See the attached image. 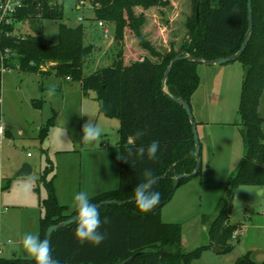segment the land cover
Listing matches in <instances>:
<instances>
[{
  "label": "trees",
  "instance_id": "trees-1",
  "mask_svg": "<svg viewBox=\"0 0 264 264\" xmlns=\"http://www.w3.org/2000/svg\"><path fill=\"white\" fill-rule=\"evenodd\" d=\"M37 1L42 2L39 8ZM82 1L89 3L98 20L115 23V37L122 41V48L112 63L84 75V63L92 51V46L84 42L85 28L82 24L71 26L62 21L56 44L47 43L41 35L5 39L16 53L11 65L48 75L53 69H44L41 65L55 61L54 73L79 81L85 94L95 91L100 112L119 119V186L90 197L92 203L134 197V188L144 180L145 168L153 170V178L165 176L152 185L161 196L152 211L139 212L134 201L102 205L98 207L101 219L107 217L109 221L101 227L107 235L106 240L99 246L80 244L74 237L76 223L73 222L53 232L52 255L61 264H124L135 253L137 256L129 264H258L250 255L240 257L235 263L198 262L196 259L206 246L185 251L182 224L166 222L162 217V208L171 200L176 188L193 177L181 178L175 188L176 175L191 173L196 164L192 124L185 108L164 93L165 71L180 53L215 59L237 52L248 30V0H191V12L185 19V36L178 44L172 39L165 48L157 44L159 37L155 34L147 35L145 26L151 10L158 9L163 15L166 8L173 5V0H78V3L81 5ZM252 7L253 31L245 50L236 58L245 67L238 108L245 152L238 170L228 179L227 190L231 194L241 184L264 186V115L259 112L264 92V0H252ZM46 17L63 19L62 4L29 0V6L19 14L21 21ZM156 19L159 21V16ZM40 25L38 23V27ZM128 29L142 51L141 57L130 61L125 57ZM198 66L199 62L184 56L173 64L166 80L167 91L188 101L191 107L192 97L201 82ZM55 118L51 117L41 130L43 138L55 124ZM137 130H145V135L136 138ZM154 140L161 145L155 162L128 156L129 149L135 152L136 148L147 147ZM121 156L128 157L129 161ZM201 173L202 163L195 176ZM53 180L54 177L45 181L48 196L41 201L45 213L40 218L38 235L42 240L46 239L50 225L76 214V211L67 213V206L59 203ZM228 219V206L225 205L209 228L213 244L223 251L233 247L231 238L238 229ZM0 264H35V261L29 256L12 255L1 256Z\"/></svg>",
  "mask_w": 264,
  "mask_h": 264
},
{
  "label": "rangeland",
  "instance_id": "rangeland-1",
  "mask_svg": "<svg viewBox=\"0 0 264 264\" xmlns=\"http://www.w3.org/2000/svg\"><path fill=\"white\" fill-rule=\"evenodd\" d=\"M175 1L177 3L167 7L163 15L158 9L149 12L145 26L147 35L161 36L164 29L161 28L166 27L169 43L173 39L178 44L183 39L185 19L192 3L191 0ZM59 2L63 19H28L20 32L41 35L47 43L56 44L62 21L71 26L82 24L91 34L86 40L84 38L85 42L108 46L101 59L94 53L86 58L84 75L103 67L104 59L112 63L122 48V41L115 37V23L103 20L104 26H100L88 2L81 7H78V0ZM154 14L159 16V21ZM105 28L110 31L108 36L104 34ZM125 42L128 44L127 61L141 57V48L129 29ZM157 44L165 48L158 41ZM53 65L55 61L44 64L45 69H53L48 75L17 68L4 73L2 119L8 133L1 148L2 256L24 255L23 235L27 232L38 234L40 218L45 213L41 201L48 196L45 181L54 177L57 199L67 206V213L75 212L74 194L86 191L92 197L119 186V119L101 113L95 91L85 94L79 81L57 75ZM198 70L202 84L196 98L204 106L206 119L211 123L205 131L210 141L209 151L205 152L201 175L179 185L171 200L163 206V220L182 224L185 251L206 246L196 259L198 262L235 263L240 257L250 255L260 264L264 262V186L241 184L233 194L227 190L228 179L238 170L245 152L243 125L238 113L245 67L235 59L223 64L199 63ZM52 85L56 86V94L50 98L47 90ZM259 112L264 115V92ZM194 114L199 119V112ZM53 116L55 124L43 138L41 130ZM89 119L102 128L103 135L100 142L85 145L81 142L82 125ZM227 120L228 123H221ZM24 163L31 165L30 174L16 176ZM22 185L29 186L26 192L20 190ZM225 205L229 222L237 225L240 233L231 238L233 247L228 251L213 244L209 234L210 224Z\"/></svg>",
  "mask_w": 264,
  "mask_h": 264
},
{
  "label": "clouds",
  "instance_id": "clouds-1",
  "mask_svg": "<svg viewBox=\"0 0 264 264\" xmlns=\"http://www.w3.org/2000/svg\"><path fill=\"white\" fill-rule=\"evenodd\" d=\"M56 94V86L52 85L47 90V95L51 98ZM2 103V100H0ZM81 115H87L81 113ZM3 127H0V132ZM81 142L85 145H91L100 142L103 135L102 128L90 119L82 125ZM145 135V130H137L136 138ZM161 151V145L158 140L152 141L147 147L140 146L133 152L128 150V156H135L136 159L143 160L147 158L149 161L155 162L157 155ZM122 159L129 161L128 157L121 156ZM144 180L134 188V202L141 213L152 211L160 202L161 196L158 191H154L152 185L154 183L153 170L145 168L143 170ZM28 185H22L20 190L26 192ZM259 194V193H258ZM73 207L76 211L74 221L76 227L74 237L80 243H89L93 246L101 245L107 238L105 232L101 231L102 224L108 223V218L101 219L97 206L91 202L88 192L80 191L73 196ZM11 243V242H10ZM22 247L28 256L35 261V264H61L59 259L52 255V249L47 239H41L38 234L27 232L22 237Z\"/></svg>",
  "mask_w": 264,
  "mask_h": 264
},
{
  "label": "water",
  "instance_id": "water-1",
  "mask_svg": "<svg viewBox=\"0 0 264 264\" xmlns=\"http://www.w3.org/2000/svg\"><path fill=\"white\" fill-rule=\"evenodd\" d=\"M253 25H254V17H253V7H252V0H248V30L245 36V39L241 45V47L239 48V50L237 52H235L234 54L230 55V56H226V57H219V58H215V59H204L201 57H196L193 56L191 54H187V53H180L178 55H176L170 62L169 66L167 67L163 80H162V88L165 94H168L171 96L172 99H174L175 101H177L178 103H180L186 110L189 119L191 121L192 124V131H193V135H194V141H195V157H196V164H195V168L191 173H180L176 175V182H175V188L178 186V183L180 181L181 178L183 177H190V176H195L198 173V170L200 169L201 163H202V156L200 155L201 153V141H200V137H199V132H198V127H197V121L195 119L193 110L191 105L189 104L188 101L180 98V97H176L171 95L168 91H167V87H166V80L167 77L173 67V64L178 61L179 59H181L182 57H187L188 59L192 60V61H196L199 63H209V64H223V63H227L230 62L232 60H235L239 55L242 54V52L245 50L249 40H250V36L251 33L253 31ZM32 170V167L30 164L28 163H24L23 167L16 173V176H20V175H28L30 174ZM165 176V174H162L158 177L153 178L154 182L157 181L160 178H163ZM131 202L134 201V197L128 199V200H117V199H108V200H104L101 202L96 203L95 205L98 207H101L102 205H106V204H110V203H117V204H125L127 202ZM76 216V214L72 215L71 217L63 220L60 223L57 224H52L47 228L46 231V239L49 241V243L51 244V237L54 231H56L57 229H59L60 227L69 225L74 221V217ZM138 253L133 254L131 257H129L124 264H129L131 261H133L135 259V257L137 256ZM25 256H28V254H24Z\"/></svg>",
  "mask_w": 264,
  "mask_h": 264
},
{
  "label": "built area",
  "instance_id": "built-area-1",
  "mask_svg": "<svg viewBox=\"0 0 264 264\" xmlns=\"http://www.w3.org/2000/svg\"><path fill=\"white\" fill-rule=\"evenodd\" d=\"M51 4L59 2V0H50ZM60 3V2H59ZM84 4L83 1L81 5ZM37 7L42 6L41 1H37ZM29 6V0H0V100H2V85H3V77L4 73L12 68L19 69V65H15L14 67L11 65L12 60L15 56V51L12 47L8 46L5 43V39L8 38H24L27 34L21 33L20 28L26 22V20H20L19 14L20 12ZM79 19H82L81 17ZM98 24L100 26H104L103 20H99ZM104 34L108 36L110 31L108 28L104 29ZM41 68L45 69L44 65H41ZM70 77H68L69 79ZM0 127H3V131L0 132V189L3 188V174L1 167V148L3 145V141L7 135V129L4 125L2 119V103H0ZM1 209V203H0ZM239 229H237L233 233V238L238 237ZM10 242V241H9ZM3 250L0 247V257L3 255Z\"/></svg>",
  "mask_w": 264,
  "mask_h": 264
},
{
  "label": "crops",
  "instance_id": "crops-1",
  "mask_svg": "<svg viewBox=\"0 0 264 264\" xmlns=\"http://www.w3.org/2000/svg\"><path fill=\"white\" fill-rule=\"evenodd\" d=\"M177 2L175 0H173V5H175ZM78 7H81L80 4H78ZM80 18V17H79ZM157 21V19H156ZM85 28V27H84ZM164 28V29H163ZM161 29H163V32H162V35L160 36V34H155L157 37H159L158 39V43H162L164 45V47H168L169 46V33H168V29L166 27H162ZM167 29V30H166ZM91 34L86 31L85 29V40L88 38V36H90ZM91 40H92V36L90 37ZM176 39V38H175ZM84 40V42H85ZM86 45H90L92 46V51L91 53L86 57L88 59V57L94 53L96 55V58H100L104 56V53L106 52V48L108 46H104V45H101L102 47H104V49H101V46L100 45H97L95 44L93 41H90V42H85ZM104 44V43H102ZM126 44V47H127V42H125ZM97 47V48H96ZM115 58V57H114ZM113 58V60H114ZM86 62V60H85ZM104 62H105V65H108L109 62L107 61V59H104ZM104 65V66H105ZM99 69V68H98ZM200 73V72H199ZM201 76V75H200ZM68 79V78H67ZM70 80V79H68ZM201 84H202V81L200 82V86L198 87L197 91L194 93L193 97H192V110H193V113L194 112H199V119H197V117L195 116V119L196 121L199 122V124L197 125L198 127V132H199V137H200V141L202 142V162L204 161V158H205V152L206 150L209 151V145H210V141H209V138L206 136V128L210 123V120H207L206 119V115H205V110H204V106H202L199 101L197 100L196 96H197V93H198V90L199 88L201 87ZM222 124L223 123H228V120L226 122H221ZM119 125H120V122H119ZM8 130V129H7ZM203 132V133H202ZM8 133V131H7ZM103 190V189H102ZM107 190V189H105ZM103 192V191H102ZM162 217H163V213H162ZM11 252L12 253H15V250L14 249H11ZM16 254V253H15ZM17 255V254H16ZM252 258V257H251ZM252 260H254L252 258ZM255 261V260H254ZM256 262V261H255ZM259 264V263H258ZM261 264V263H260Z\"/></svg>",
  "mask_w": 264,
  "mask_h": 264
}]
</instances>
